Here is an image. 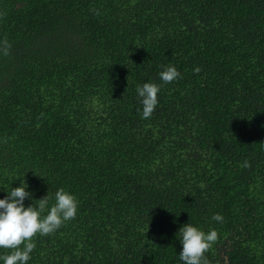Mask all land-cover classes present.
<instances>
[{"label": "trees", "instance_id": "obj_1", "mask_svg": "<svg viewBox=\"0 0 264 264\" xmlns=\"http://www.w3.org/2000/svg\"><path fill=\"white\" fill-rule=\"evenodd\" d=\"M5 40L0 198L79 200L28 264H180L188 222L210 264H264V0H0Z\"/></svg>", "mask_w": 264, "mask_h": 264}, {"label": "clouds", "instance_id": "obj_2", "mask_svg": "<svg viewBox=\"0 0 264 264\" xmlns=\"http://www.w3.org/2000/svg\"><path fill=\"white\" fill-rule=\"evenodd\" d=\"M10 44L5 40L0 43V52L8 54ZM199 72V67L193 69ZM164 83H171L181 78L180 71L174 65H168L159 73ZM161 85L155 82H145L136 88L137 97L142 105V117L151 118L158 106V93ZM0 198V249L9 251L0 254V264H28L36 247L33 237L37 234L44 236L56 232L66 222L76 218L79 200L74 193L64 188H58L54 194L48 192L42 198L35 200L32 193L27 191L26 183L17 187ZM32 203L25 205V199ZM37 201L38 203H33ZM54 201V203H50ZM212 220L223 223L221 213H214ZM176 237L182 249L178 254L180 264H210L206 253L219 239L217 229L208 231L192 223L180 226Z\"/></svg>", "mask_w": 264, "mask_h": 264}]
</instances>
